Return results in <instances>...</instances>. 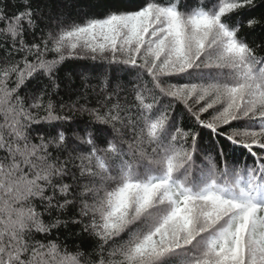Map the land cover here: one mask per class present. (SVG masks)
<instances>
[{
  "label": "snow or ice",
  "instance_id": "6c2138e0",
  "mask_svg": "<svg viewBox=\"0 0 264 264\" xmlns=\"http://www.w3.org/2000/svg\"><path fill=\"white\" fill-rule=\"evenodd\" d=\"M254 8L0 0V264H264Z\"/></svg>",
  "mask_w": 264,
  "mask_h": 264
},
{
  "label": "trees",
  "instance_id": "16d2710c",
  "mask_svg": "<svg viewBox=\"0 0 264 264\" xmlns=\"http://www.w3.org/2000/svg\"><path fill=\"white\" fill-rule=\"evenodd\" d=\"M70 4L71 7L64 8V3ZM112 2V0H56V4L60 5L63 10L69 13H83L91 12L94 14L101 13ZM247 12V10H245ZM245 20L249 18H255L257 20H264V0H256V8L248 12L243 17ZM242 34L245 35L248 41H256L259 43L264 40V29H261L260 25H257L254 29H248L246 26L241 29ZM264 54V53H262ZM79 63H91V62H79ZM81 120H87V116L78 117ZM243 124V122H241ZM205 145L208 142V137L205 136ZM199 163V161H197ZM71 250V249H70ZM95 258V257H93Z\"/></svg>",
  "mask_w": 264,
  "mask_h": 264
}]
</instances>
